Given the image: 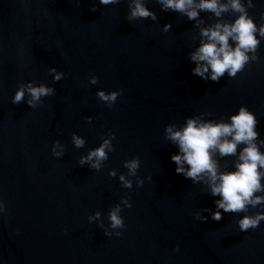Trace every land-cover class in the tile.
<instances>
[{
    "label": "water",
    "instance_id": "obj_1",
    "mask_svg": "<svg viewBox=\"0 0 264 264\" xmlns=\"http://www.w3.org/2000/svg\"><path fill=\"white\" fill-rule=\"evenodd\" d=\"M132 3L0 0V264H264V220L239 227L264 203L217 209L220 197L206 178L194 182L175 171L171 155L179 149L166 133L190 117L228 121L245 106L264 152V36L257 32L255 52L234 76L205 79L193 74L191 60L201 28L239 13L201 10L189 19L143 0L155 19L132 17ZM242 3L264 25V0ZM28 83L54 91L35 107L27 92L14 104ZM99 90L119 94L109 105ZM105 139L110 148L100 166L81 163ZM243 147L215 153L220 171L235 168ZM132 159L139 161L134 174L125 164ZM117 205L124 225L112 228Z\"/></svg>",
    "mask_w": 264,
    "mask_h": 264
},
{
    "label": "clouds",
    "instance_id": "obj_2",
    "mask_svg": "<svg viewBox=\"0 0 264 264\" xmlns=\"http://www.w3.org/2000/svg\"><path fill=\"white\" fill-rule=\"evenodd\" d=\"M114 2L116 0H100L102 4ZM160 3L164 9L181 12L189 19H196L201 10L211 11L217 17L229 8L239 13L230 23L218 21L214 25L201 28V43L191 53V60L196 64L192 69L193 74L205 79L218 80L226 71L229 76H234L249 61L248 53L255 52L260 42L257 32L260 36H264V25L257 27L245 10L242 0H160ZM250 4L251 0H249ZM131 16H151L155 19V13L143 3V0H133ZM164 27L167 30L170 24ZM251 59H255V56ZM52 71L55 72V69ZM62 75L56 72L54 78L59 80ZM91 82L95 83L96 77H92ZM53 91L54 89L43 83L39 85L28 83L17 88L12 101L14 104L21 102L27 92L31 97L27 103L35 107L42 96L51 95ZM118 94V91L97 92L100 99L108 102L109 105L115 102ZM256 124L255 114L247 107L241 106L228 121H202L190 117L181 128L168 125L167 137L179 149L171 155V160L176 164L175 171L178 174L182 173L186 178H191L194 182L206 178L211 195L220 197L215 201L217 209H222L224 212H240L248 205L264 203V196L254 195L264 191V184L261 183L264 179V152L256 143L258 136ZM73 140L77 147L84 143V140L76 135H73ZM240 144L244 147L239 151L235 168L220 171L215 153L218 152L220 156L235 155ZM107 148H110V141L105 139L100 146L90 151L87 157H82L81 163L91 161L92 167L98 168L100 162L106 158ZM54 154L59 156L61 152L55 151L54 147ZM125 164L130 173L134 174L139 161L132 159ZM121 180L125 187L131 186V182L125 180L124 176H121ZM125 203L128 204L127 201ZM96 216H99V212ZM212 218L219 221L222 213L214 211ZM109 220L112 228L123 227L124 221L120 215L119 205L110 210ZM261 220H264V212L254 216L244 215L239 220V227L242 231L256 228Z\"/></svg>",
    "mask_w": 264,
    "mask_h": 264
}]
</instances>
